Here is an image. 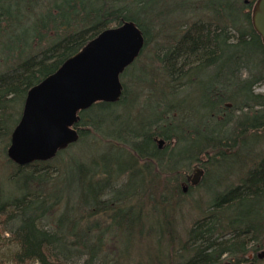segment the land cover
Listing matches in <instances>:
<instances>
[{
    "label": "trees",
    "instance_id": "16d2710c",
    "mask_svg": "<svg viewBox=\"0 0 264 264\" xmlns=\"http://www.w3.org/2000/svg\"><path fill=\"white\" fill-rule=\"evenodd\" d=\"M146 1L0 0V66H6L0 72V246L6 248L0 264H225V254L229 264H238L247 248L253 252L263 248L264 155L239 186L216 196L217 205L210 206L212 210L188 229L177 253L182 260L164 261L156 251L144 262L130 263V251L122 253L143 237H155L157 249L163 240L170 244L174 238L161 216L144 227L146 219L131 202L137 194L130 192L132 185L153 184L154 175L166 169L170 177L158 179H171L176 189L183 171L175 167L184 158L188 159L187 172L197 161L200 147L230 150L236 140L243 141L244 131L261 134L264 127V94L253 93L264 82V45L251 18L255 0H205L202 8L210 11L203 18L205 24L190 26L159 57L166 81H185L189 76L200 91L198 110L190 111L193 124L180 118L178 108L186 99L175 105L178 94L174 99L166 93L172 90L161 86L159 95L152 93L154 106L144 115L148 117H138L141 120L134 124L129 103L136 104L127 98L122 78L139 66L138 58L153 35L157 16L145 20L153 6L144 13L138 8ZM167 18L158 20L166 24ZM124 24L138 29L143 46L134 63L120 74L119 99L96 102L77 112L73 122L81 145L95 151L87 155L88 159L92 155L91 160L73 155L72 145L77 147L73 143L47 161L23 163L13 157L12 135L30 90L98 34ZM191 70L194 72L189 73ZM199 76L204 77L201 83L196 79ZM235 99L242 104L237 106ZM156 105L161 109L154 114ZM230 108L235 112L247 109V113L235 123L234 135L221 137L232 123L226 112ZM190 131L194 137L187 143L185 133ZM156 137L166 145L158 148ZM175 140L180 148L173 152L168 146ZM92 144L104 146L102 153ZM66 153L69 158L64 160ZM114 178L125 183V193L112 188ZM157 180L154 192L148 190V198L154 201H158ZM232 208L237 215L230 217L231 226H227L225 214L219 210ZM107 209L111 210L109 217ZM122 235L127 236L126 241L122 242Z\"/></svg>",
    "mask_w": 264,
    "mask_h": 264
},
{
    "label": "rangeland",
    "instance_id": "374dc122",
    "mask_svg": "<svg viewBox=\"0 0 264 264\" xmlns=\"http://www.w3.org/2000/svg\"><path fill=\"white\" fill-rule=\"evenodd\" d=\"M206 1L205 0H149L146 1L143 6L138 7L144 13V11L152 5L153 13L151 15L148 14L149 16L145 20L146 22L150 21L152 19V16H157V19H155L154 21V25L152 29L153 35L151 41L143 49V52L138 58L139 62L137 63V65H139V63L141 65L145 64L146 73L143 74L142 71L143 68L141 66H137L135 68H131L129 72H127L126 75L127 77L123 76L122 78L125 84V92L127 94V98L130 99L131 97L132 101L134 99V103L136 104L133 106L132 104L129 103L130 111H132L130 113L133 116L132 119L133 118L135 119L134 120L135 125L137 123L136 121L148 117L144 115L150 114V110L154 106V99L152 93H154V96L159 95L161 90V88H158L159 86L166 89V91L170 88L173 91V94L174 91L175 93L178 94L180 98L175 100L174 102V104L177 106L180 105L178 103L181 100L186 99V103H184L182 106L180 105L178 108L182 110V112L180 113V118L184 122L193 124L194 120L190 111L193 108L195 109V107L198 105L199 100L197 96L201 95L200 91L196 88L194 83H191L189 81L190 78L189 76L185 78V81L183 80L172 81L169 79L166 81V77L163 76L161 72L162 66L159 64V57H161L168 48L174 46L176 44V41H178L180 36H182L183 32H186L190 29L189 28L190 26L199 23L205 24V19L203 18L205 16L210 15L209 10H206V8H202L203 3H205ZM159 16H164V17L163 19H160ZM164 18H167L166 24L162 23L164 21ZM158 19H160L162 22ZM155 27L156 29H154ZM5 67L0 66V72ZM190 72H194V71L191 70L189 71V73ZM139 76L141 77L138 78ZM201 78L202 76H199V78L196 79H201ZM186 80H188V82ZM192 80H195L194 77L192 78ZM182 82H187V84H182L180 86ZM253 93L264 94V82L256 85L253 89ZM186 97H188V99ZM235 104L238 106V104H242V103L240 102V100L235 99ZM187 108H189V112H187ZM160 109H161V105L160 106L156 105L154 114H157V111H159ZM255 109L256 108H254V110ZM195 110H198V107H196ZM226 112H228V114L230 115V120H232L231 121L232 123H229L228 126H226V133L224 136L220 134L221 137H226L230 134L232 135L235 134L234 132H236V126H237V124L235 123H237L239 119H242L244 117L245 113H247V109H243V111L235 112L233 111V109L230 108ZM138 117L139 118L141 117V119H138ZM219 118H221L220 115L218 116L217 119ZM140 123L143 122L140 121ZM204 127H208L209 129V126H207V124ZM71 128H73L72 130L75 131V133H77L78 135V129H75L73 125ZM252 132L253 130L250 131L249 129L248 131L247 130L244 131L242 136L243 141L236 140L234 148L230 150H226L227 152L223 150V148H220L219 150L218 148L215 147H209L205 149L203 147L202 148L200 147L198 149L200 153L197 156V161H194L190 167V170L187 172H183V174L184 173L186 175L190 174V172L194 168V165L198 163L196 165H199V167L203 169L204 175L197 186L194 185L188 187L190 189H187L186 194L182 195L181 193L179 196L182 198H179V201L177 203L178 205L173 210V216H174L173 223H175V230H174L175 234L173 240L171 241L170 244L167 243L166 241L167 239L163 240V242L160 244V247H158V249L156 248L157 245L154 244L156 240L155 237H149L148 239L146 237H143L141 239L135 240L133 242L135 245L130 250V256H131L130 263L137 261L144 262L145 260H147V258L151 257L156 251H157L156 252L157 255L160 258H162L164 261H167V259L168 262L169 261L176 262L182 260L180 259V255L179 256L177 255L178 249L181 247L183 241L185 240V235L187 234V231L191 227L192 223L196 219H199L202 216H204L202 214L201 216L196 211V209H194V206H196L197 204L199 205L205 204V201L207 200L208 196L209 197L216 196L218 193H223V191H225L226 189H229L233 185H236L239 179L243 175H245V173L248 170H250L264 155V133L261 134L258 133L259 134L258 135ZM252 135H256V136H252ZM193 137L194 136L191 135V131H190V133H185L184 139L188 143V140H190V138L193 139ZM165 143L166 142L163 140V144L160 145L159 148L164 147V145H166ZM73 144L77 146V147H73L72 145V150L76 152L73 155H79L80 157H87V160H91L92 155L90 156V159H88L87 155L89 153L90 154L95 153L94 150L92 151V149H90L89 147L85 145H81V143L79 142V138H77V141L73 142ZM176 146H177V140H175L174 142L172 141L170 146L168 147H170L171 151L174 152L180 148ZM70 147L71 146L69 145L66 148H68L69 150ZM80 147L82 148L80 149ZM92 147L95 149L98 148L99 146L97 147V145L92 144ZM103 147L100 146L97 152L99 153L101 151L100 149H103ZM65 149L61 151H64ZM219 152H222L224 154L220 155L218 154ZM100 153H102V151ZM54 156L52 158H54ZM63 158L64 160H67L69 158L67 153L64 154ZM187 160H188L187 158H184L182 162H180L179 165L175 167V169L181 170V165L187 163ZM142 164H143L142 162L139 163V165L141 166ZM212 168H213V172H211ZM183 174L182 175L180 174L182 176V179L179 183L180 188L181 186L184 187L183 183L185 182V177H184L185 175L183 176ZM168 177H170V174H168ZM208 180H210L209 181L210 190H208V186H207ZM146 196H148V193L146 194ZM176 198L177 197H175L174 199ZM131 202L133 201L131 200ZM149 206L150 208L155 207V201L154 200L150 201ZM146 219L149 220V216H147ZM176 236L179 237V239H175ZM263 241L264 239L262 240V242ZM262 245H263L262 247H264V244ZM118 249L119 246L115 250ZM259 250L260 248L257 251L260 252ZM262 250L263 248H261V251ZM5 251L6 248H4V246H0V257L1 254L5 253ZM249 258L250 259L247 258V261H244L242 263L264 264V258L253 259L252 256H250ZM244 259H246V257H244Z\"/></svg>",
    "mask_w": 264,
    "mask_h": 264
},
{
    "label": "water",
    "instance_id": "95a60500",
    "mask_svg": "<svg viewBox=\"0 0 264 264\" xmlns=\"http://www.w3.org/2000/svg\"><path fill=\"white\" fill-rule=\"evenodd\" d=\"M251 16L264 45V0L255 1ZM142 46L138 29L124 24L104 31L68 58L30 90L12 135L11 155L23 163L31 159L49 160L75 142L78 136L71 125L77 112L96 102L119 98V75L136 59ZM201 174L198 169L194 184Z\"/></svg>",
    "mask_w": 264,
    "mask_h": 264
},
{
    "label": "bare ground",
    "instance_id": "6f19581e",
    "mask_svg": "<svg viewBox=\"0 0 264 264\" xmlns=\"http://www.w3.org/2000/svg\"><path fill=\"white\" fill-rule=\"evenodd\" d=\"M103 32H101L100 34H102ZM100 34H98V35H100ZM97 35V36H98ZM96 36V37H97ZM95 37V38H96ZM94 39V38H93ZM88 43V42H87ZM86 43V44H87ZM85 44V45H86ZM136 60V59H135ZM134 60V61H135ZM134 61L130 64V65H132L133 63H134ZM129 65V66H130ZM139 66H141L143 69H146V66H145V64L144 65H141L140 63H139ZM203 76H202V78L201 79H199V81H200V83H201V81L203 80ZM199 81H196V83H198ZM120 82V81H119ZM120 88H121V86H120ZM173 92V91H172ZM167 94H169L170 96H172L174 99H175V91H174V94L173 93H171L170 91H167L166 92ZM120 94H121V89H120ZM177 94V93H176ZM120 96V95H119ZM180 97L177 95V97H176V99H179ZM119 99V98H118ZM117 99V100H118ZM117 100H115V101H117ZM114 102V101H113ZM188 121V120H187ZM262 128H264V127H262ZM155 142H156V144H157V146H158V148H159V146L160 145H162L163 144V139H161L160 137H156L155 138ZM161 142V143H160ZM43 161H46V160H43ZM182 162V161H181ZM184 163V162H183ZM184 167V168H183ZM186 167V168H185ZM253 168V167H252ZM251 168V169H252ZM201 170L202 171V174H201V176L199 177V180H198V182L196 183V184H194L193 183V178H194V175H195V173H196V171L197 170ZM166 169H163V171L162 170H159V171H161L162 173L161 174H158V173H156L155 175H154V179L152 180V182H153V184L152 183H149V182H146V183H142V184H139V186H131V191L130 192H133V193H137L135 196H134V198H132L133 199V206H134V208H135V210H136V212H141L140 214H141V216L143 217V218H145L146 219V217L147 216H149V220H147L146 219V223H144V227H146V226H148L149 224L147 223V222H151L152 221V219L154 218V217H156V216H158V217H162V218H164V220L166 221V223H167V225H166V227L169 229V230H171V231H173V234H175L174 233V230H175V223H173L174 221H173V218H174V216H173V210L177 207V203H178V201H179V198H182V197H179L180 196V194L182 193V195H184V194H186V191H187V189H190V188H188V187H190V186H197L198 184H199V182L201 181V179H202V177H203V173H204V171H203V169H201V167H199V165H197V166H194V168H193V170L190 172V174H188V175H186L185 173L183 174V172H186V170H187V165H186V163H184V165H181V170L183 171V172H181L183 175H185L184 177H185V182L183 183V185H184V187H182L181 186V188H180V186L178 185V187H176V189H175V187H174V183H173V181L171 180V179H169L168 180V182H163V181H160L158 178H160V176L161 177H165L166 175H168L167 174V172L165 171ZM250 171V170H249ZM249 171H247L246 173H245V175H243L240 179H239V181L237 182V186H239V184L241 183V181L243 180V179H245L246 177H247V175H248V173H249ZM211 172H213V168H212V170H211ZM206 174H207V172H206ZM208 174H209V172H208ZM165 175V176H164ZM172 175H173V173H172ZM139 179V178H138ZM159 180V182H158V184L160 185H158V188L156 187V189H155V196L157 197V200L158 201H155V203H157L158 205H156L155 204V207H152V208H150V206H149V202L150 201H153L152 199H149L148 198V196H146V194L148 193L149 194V191L148 190H150V189H152V191L154 192V188H155V181L156 180ZM157 180V181H158ZM139 181H140V179H139ZM210 180H208L207 181V186H208V190H210V182H209ZM125 183H123V181L122 180H118V178H114V180H112V188L117 192V193H119V191H121V192H126L125 191V189H123L122 188V186L124 185ZM206 186V185H205ZM234 187H236L235 185H233ZM150 188V189H149ZM158 189H161L162 191H161V193L159 192L160 190H158ZM227 191V189L225 190V191H223V193H225ZM223 193H218L216 196H218V195H222ZM216 196H211V197H207V200L205 201V204H202V205H199V204H197L196 206H194V209H196V211L201 215H205V214H207L210 210H212V208H210V206L212 207V206H216L217 205V201L215 200V197ZM175 197H177L176 199H174ZM163 199H165V201H162ZM161 203V204H160ZM155 209V210H154ZM110 211L111 210H109V209H107V217H109L110 216ZM214 212H217V210L216 211H214ZM217 214H218V212H217ZM219 214H225V219H224V222H225V224L227 225V226H231L230 224H229V219H231L230 217L231 216H236L237 215V212H234V208H232V210L231 209H229L227 212L225 211V210H219ZM201 215V216H202ZM197 220V219H196ZM195 220V221H196ZM158 221H159V219H158ZM194 221V222H195ZM193 222V223H194ZM193 223H192V225H193ZM191 225V226H192ZM173 237H174V235H173ZM175 239H179V237H177L176 236V238ZM127 240V236H124V235H122V242L123 241H126ZM185 240H186V235H185ZM184 240V241H185ZM184 241H183V243H184ZM182 243V244H183ZM182 246V245H181ZM124 247V246H123ZM130 250L129 249H124L123 250V254L124 255H127V253L129 252ZM260 252H258V251H255V252H253V251H251V249H249V248H247V250H246V252H245V257H246V259H244L242 262H244V261H247V258L248 259H250L249 257L250 256H252V258L253 259H256V258H258V259H263L264 258V247H263V250L261 251V248H260V250H259ZM230 257L228 256V255H223V259H224V261H225V264H229V262H230V259H229ZM242 262H240V263H242ZM72 264H74V263H72ZM79 264V263H78ZM239 264V263H238ZM243 264V263H242Z\"/></svg>",
    "mask_w": 264,
    "mask_h": 264
}]
</instances>
